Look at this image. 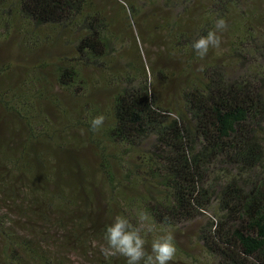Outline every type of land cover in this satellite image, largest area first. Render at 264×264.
I'll return each instance as SVG.
<instances>
[{
    "label": "trees",
    "instance_id": "obj_1",
    "mask_svg": "<svg viewBox=\"0 0 264 264\" xmlns=\"http://www.w3.org/2000/svg\"><path fill=\"white\" fill-rule=\"evenodd\" d=\"M141 210L169 264H264V0H0V264H124Z\"/></svg>",
    "mask_w": 264,
    "mask_h": 264
},
{
    "label": "clouds",
    "instance_id": "obj_2",
    "mask_svg": "<svg viewBox=\"0 0 264 264\" xmlns=\"http://www.w3.org/2000/svg\"><path fill=\"white\" fill-rule=\"evenodd\" d=\"M225 27L223 18L216 19L214 24L216 31L210 30L205 36L195 40L191 45L193 52L203 57L210 46L218 47L220 37L216 33ZM103 122V115L93 117L89 122L90 130H99ZM137 219L138 226H133L126 217L116 215L104 229V244H101L99 249L101 255L105 259L122 257L124 264H169L173 261L177 251L173 235L165 232L156 236L150 243V250H146L145 236L153 232L154 224L143 210L137 214Z\"/></svg>",
    "mask_w": 264,
    "mask_h": 264
}]
</instances>
